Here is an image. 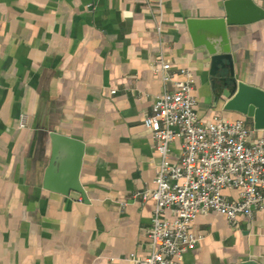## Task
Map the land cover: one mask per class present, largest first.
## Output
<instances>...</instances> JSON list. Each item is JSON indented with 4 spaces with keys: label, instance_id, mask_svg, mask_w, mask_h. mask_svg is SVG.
<instances>
[{
    "label": "crops",
    "instance_id": "crops-1",
    "mask_svg": "<svg viewBox=\"0 0 264 264\" xmlns=\"http://www.w3.org/2000/svg\"><path fill=\"white\" fill-rule=\"evenodd\" d=\"M225 1L0 0V264H137L149 253L155 201L131 198L155 187L158 172L144 119L173 85L154 72L156 61L172 62L176 79L179 68L191 70L203 121L242 118L264 136L252 117L215 106L212 85L234 70L264 88V19L232 26L226 69L213 67L189 31V18L222 15ZM53 132L84 142L78 179L87 198L65 189L67 152L46 186ZM181 150V140L171 143L173 161ZM224 193L239 197L236 187ZM192 229L202 238L180 264H264V210L236 224L200 214Z\"/></svg>",
    "mask_w": 264,
    "mask_h": 264
},
{
    "label": "built area",
    "instance_id": "built-area-1",
    "mask_svg": "<svg viewBox=\"0 0 264 264\" xmlns=\"http://www.w3.org/2000/svg\"><path fill=\"white\" fill-rule=\"evenodd\" d=\"M158 32L161 35L160 26ZM152 68L173 88L166 87L154 99L144 119L160 160L155 187L132 194L133 201H155L148 230L150 251L133 259L137 264H180L185 252L202 238L192 229L200 214H221L236 224L241 217L252 220L264 210V136L254 137L256 130L242 118L203 121L190 69L179 68L183 78L176 79L170 61L161 59ZM26 120L22 115L21 127H26ZM177 139L182 150L173 161L171 143ZM230 187L239 189L237 199L225 195L224 189ZM168 209L173 218L163 217Z\"/></svg>",
    "mask_w": 264,
    "mask_h": 264
},
{
    "label": "water",
    "instance_id": "water-1",
    "mask_svg": "<svg viewBox=\"0 0 264 264\" xmlns=\"http://www.w3.org/2000/svg\"><path fill=\"white\" fill-rule=\"evenodd\" d=\"M261 19H264V7L255 0H226L224 14L215 17L189 18L187 22L194 44L206 47L212 58L213 67L217 69L220 65L226 69L233 63L230 38L232 26L252 23ZM221 59L229 61H220ZM212 85L215 106L223 102L224 110L252 117L255 128L264 129V88L239 80L234 70L230 76H223L220 79L212 78ZM51 137L54 152L46 173V186L50 187V179L54 177L57 169L56 163L60 170L65 167L64 155L67 152L70 154L72 162L69 164L70 174L67 180H63L67 185L65 189L67 187V190L73 189L87 198L85 189L78 179L85 150L84 142L59 132H53ZM67 190L66 194L69 193ZM229 264L261 263L255 259H246Z\"/></svg>",
    "mask_w": 264,
    "mask_h": 264
}]
</instances>
